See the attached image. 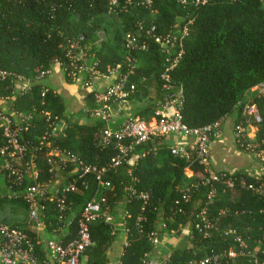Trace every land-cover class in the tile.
<instances>
[{
    "label": "trees",
    "instance_id": "obj_1",
    "mask_svg": "<svg viewBox=\"0 0 264 264\" xmlns=\"http://www.w3.org/2000/svg\"><path fill=\"white\" fill-rule=\"evenodd\" d=\"M112 1L0 0V69L11 74L0 79V96L11 97L15 109L24 113L32 112L35 107L41 110L44 101V108L61 121L67 110L66 102L52 89H47L43 96V82L38 77L56 66L64 68L67 65L69 42L91 47L90 52L100 61L102 71L117 69L125 74L129 69L125 46L127 34L143 38L140 25L145 30L156 25L157 34H168L177 28L178 20L183 23L192 20L190 32L183 41L184 55L172 73L184 91L183 123L189 128H200L221 123L232 116L234 128L239 124L247 125L243 107L250 102L258 106L262 118L255 125V150H264V0H213L205 6H195L192 0H188L186 5L177 0H156L152 8L137 5L139 0H132L131 5L127 0H117L113 7ZM149 43L147 52L134 53L138 59L137 74L145 76L146 81L139 84L136 94L131 97L146 100L135 115L146 119L153 115L156 105L163 99L161 74L164 56L159 45L152 40ZM65 75L68 82L73 81ZM15 76H23L36 83L31 91L16 92ZM131 81H139V78L132 76ZM35 119L37 129L27 138L37 145V137L45 132L46 122L44 118ZM104 127L101 120H96L91 126L67 122L64 134L55 133L53 136V144L89 164L109 168L117 151L114 146L102 143ZM170 145L168 136L140 144L122 167L109 169L101 181L95 174H88L78 179L77 192L67 194L65 221H71L68 229L72 235L86 203L96 196L105 198L103 208L112 215L110 223L102 220L90 223L93 244L85 251L87 264L111 261L110 253L117 239L113 235L114 227L122 228L125 223L130 228L128 240L131 244L124 251L122 264H142L153 251L148 234L157 231L173 236L171 230L177 231L174 236L181 238L182 247L170 257L168 264H187L193 258L230 250H235L238 257L223 258L219 264H257L255 259L258 264H264V195L253 189L264 184V174L247 170L225 172L226 179H237L235 187L214 183L218 193L210 201L211 187L203 185L202 181L211 173L223 172L210 169L205 173L195 157L191 160L174 157ZM243 145L247 143L241 141L237 148L261 161ZM37 166L40 182L47 184L57 179L48 164L46 149L38 151ZM0 169H3L1 161ZM2 174L6 173L2 171ZM188 174L194 176L192 184L198 186L191 188L190 199L182 205L184 213L180 214L175 201L185 192L183 186ZM75 177L78 178L77 175ZM72 178L69 176L66 183ZM5 179L7 187H12L19 197L8 198L4 194L0 198V208L16 205L27 211L28 205L22 194L32 183L31 178H26L20 186L14 185L6 175ZM241 180L245 183L242 184ZM106 181L111 183V188L102 185L101 182ZM84 183L85 186L82 185ZM132 187L139 193L151 195L144 212L140 210L143 204L140 200L129 201L128 189ZM55 195L62 196L61 190ZM42 204L48 224L52 222L53 228H57L60 217L57 199L45 200ZM203 209L215 223L207 238L195 228ZM127 212L130 218L126 217ZM140 213L146 219L141 222V233L137 226ZM164 224L167 228H163ZM11 225L33 236L37 234L26 220ZM51 229L49 226L48 233L55 239L67 241L72 237L61 231L53 233ZM230 230L234 234H226ZM192 236L194 241L190 239ZM237 238L244 241L247 246L244 250L250 252L249 256L240 255L243 247ZM252 253L256 256L252 257Z\"/></svg>",
    "mask_w": 264,
    "mask_h": 264
},
{
    "label": "built area",
    "instance_id": "obj_2",
    "mask_svg": "<svg viewBox=\"0 0 264 264\" xmlns=\"http://www.w3.org/2000/svg\"><path fill=\"white\" fill-rule=\"evenodd\" d=\"M182 4H188V0H177ZM213 0H192L195 6H205ZM156 0H139L137 5L152 8ZM130 5L132 0H127ZM112 6L117 5V0L112 1ZM193 21L180 22L177 28L168 34H157V26L153 25L148 30H145L140 25V31L144 35L138 37L134 34H127L125 37V46L128 51L126 60L129 64L128 72L123 74L117 69L104 72L99 68L100 61L96 60L95 56L90 52L91 47L82 46L77 42H69L67 45L68 63L63 68L64 73L69 77L76 79L84 77V85L90 88L93 92L95 108L90 111L91 116L95 120H101L105 123L102 131V143L106 146L112 145L117 153L110 161L109 168L98 167L78 158L76 155L65 152L53 144V136L55 135V123L59 122L58 116L53 117L45 107V102L42 101L40 110L35 107L32 112L24 113L15 109L14 102L11 97L0 96V161L6 177L13 181L14 185L20 186L26 178H31L32 183L23 192V200L28 205L27 225L37 232L35 236L32 233L23 229L12 226L11 224L0 222V264H87L85 251L93 242L90 235V223L102 220L106 223L112 221V215L108 210H104L103 204L106 202L102 196H96L88 201L80 215L77 223L75 234H71V221H65V212L67 206L65 204L68 193L77 192L79 190L78 179L84 178L88 174H95L97 180L101 181L102 177L109 169H118L122 167L128 160L130 154L136 146L146 143L158 137L175 136L178 142L170 145L169 149L174 157L191 160L195 157V161L203 168L205 173L210 172L211 163V145L215 138L220 136V122L207 125L200 128H189L182 121V108L184 104V91L181 85L177 84L173 79L172 73L177 68L184 55L183 41L190 32V26ZM159 45L164 56V70L161 74L163 99L156 105V110L149 119L141 116H126L125 110L130 105L133 97L136 94L140 83L146 81L145 76L137 74L138 59L134 56L135 52H147L150 48L149 41ZM61 67V66H60ZM51 73V70L42 72L39 75V80H45ZM11 74L0 69V79H5ZM136 76L139 81H131V77ZM15 84L18 82H26L23 76H15ZM103 80L105 86L97 87L96 85ZM29 83V82H28ZM27 83V84H28ZM33 86V85H32ZM30 83L21 90L16 92L31 91ZM47 92L44 86L43 96ZM9 103L14 109L12 113L4 109V104ZM243 116L247 121V125L239 124L234 128V137L236 144L243 141L247 145V151L255 153L257 158L264 162V150H255L256 145L253 140L255 133H250L249 128H256L255 125L262 121L261 113L256 104L250 102L245 103L243 107ZM44 118L46 122V130L42 135H39L38 144L27 138V135L34 129H37L35 118ZM257 129V128H256ZM254 134V135H252ZM46 149L48 156V164L52 167V171L58 174L60 171L66 172L69 167L71 171L65 181H53L50 183H42L39 181V171L37 166L38 151ZM156 151V148H155ZM78 176L76 178L75 176ZM69 176L73 177L71 181H67ZM226 173L221 174L211 173L209 177L202 181L203 185L210 186L211 190L208 194L210 201L218 193L214 183H223L230 188L236 185L233 178L226 179ZM60 183L54 188V183ZM244 184V180H241ZM66 183V184H65ZM105 188H111L109 181L101 182ZM193 183V182H192ZM85 186V183L82 184ZM198 185H193L185 190L180 199L175 201L177 212L184 213L183 204L190 199L191 188ZM11 192L7 194L8 198H18L19 194H15L12 187ZM252 188V186H250ZM260 195H264V184L257 188H253ZM61 190L62 196L55 194ZM130 191L129 201L133 199L140 200L143 204L140 208L144 212L146 206L150 204L151 195L148 192H138L134 187L128 189ZM56 191V193H55ZM3 194L0 192V198ZM57 199L59 205V222L57 228L54 223L48 224L45 206L42 201ZM126 217L130 218V213H126ZM199 222L196 224V229L199 234L207 238L209 230L215 228V223L207 215V210L203 209L198 215ZM72 219V218H71ZM144 217L139 214L137 226L140 233ZM49 226L53 233L61 231L65 235L71 234V238L67 241L61 239H51L48 233ZM69 228V229H68ZM163 228H167L163 225ZM68 230V231H67ZM172 235H176V230H171ZM120 234L126 235V241L123 245L124 255L125 249L130 246L128 237L130 228L125 223L122 228L114 227L113 235L118 237ZM164 233L153 231L148 234L153 251L146 256L142 264H168L170 257L163 258L160 251V236ZM226 234H234L232 230ZM194 241V236L190 238ZM241 244L243 250L240 255L249 256L247 246L241 238L236 239ZM235 250L226 251L225 253H212L200 259H191L187 264H219L223 258L233 259L238 257ZM252 257L256 254L252 253ZM121 256V258H122ZM109 261L107 264H122V259ZM255 259V258H254ZM258 264L259 261L255 259Z\"/></svg>",
    "mask_w": 264,
    "mask_h": 264
},
{
    "label": "crops",
    "instance_id": "obj_3",
    "mask_svg": "<svg viewBox=\"0 0 264 264\" xmlns=\"http://www.w3.org/2000/svg\"><path fill=\"white\" fill-rule=\"evenodd\" d=\"M180 22L181 20H178L179 24ZM28 82L31 86L36 83L35 80L26 79V82H18L15 84L16 90H21L29 84ZM42 82L46 89H52L55 93L59 94L61 97H63L67 104V110L63 119L56 124L55 133L60 135L64 134L67 122H69V124L89 126L94 125L96 120L90 114V111L95 108L93 92L90 90V88L85 87L84 77H79L74 79L72 82H68L63 68L56 66L51 70L50 75ZM105 84V81L101 80L99 84L96 85V88L105 86ZM90 93H92L91 96L89 95ZM144 101L146 102V100L142 97L132 99L124 114L126 116H135L136 111L144 105ZM4 109L7 112L12 113L11 110L14 108L9 105V103H6L4 104ZM221 123V134L213 140L211 145L210 169L214 170L215 172L229 173H233L237 170H247L248 172L263 175L264 162L255 159L249 153L240 151L237 148L234 137L233 117H228ZM249 131L250 133L254 132L256 135L257 129L250 127ZM168 140L170 141L171 145L178 142V139L175 136L168 137ZM67 176L68 174L66 172L60 171L56 181L62 183L66 180ZM0 192L3 195L12 193L11 188L7 187V180L5 179V175H3L2 172L0 174ZM15 207L18 209H23L16 205ZM49 238L52 239V235H50ZM126 239L127 238L125 234L118 235L110 253V260L115 261L121 258L123 253V245ZM160 242V251L163 258L171 257L178 249L182 247V240L177 236L162 234L160 236Z\"/></svg>",
    "mask_w": 264,
    "mask_h": 264
},
{
    "label": "rangeland",
    "instance_id": "obj_4",
    "mask_svg": "<svg viewBox=\"0 0 264 264\" xmlns=\"http://www.w3.org/2000/svg\"><path fill=\"white\" fill-rule=\"evenodd\" d=\"M114 17H116V16H114ZM144 103H145V101H144ZM194 179L195 178H193L192 175L188 174L187 178L185 180L183 189H185V190L188 189L191 186ZM59 185H60V183H57V182L53 184L54 188L59 186ZM27 216H28V213L26 210L18 209L17 207H15V205H7L3 209H1L0 222L10 223V224L11 223L19 224V223H23L25 220H27Z\"/></svg>",
    "mask_w": 264,
    "mask_h": 264
}]
</instances>
